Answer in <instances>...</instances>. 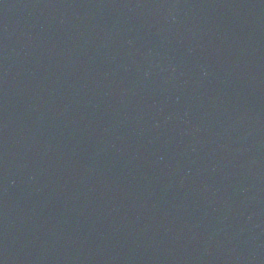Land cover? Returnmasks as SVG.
<instances>
[{
  "label": "water",
  "instance_id": "obj_1",
  "mask_svg": "<svg viewBox=\"0 0 264 264\" xmlns=\"http://www.w3.org/2000/svg\"><path fill=\"white\" fill-rule=\"evenodd\" d=\"M0 264H264V0H0Z\"/></svg>",
  "mask_w": 264,
  "mask_h": 264
}]
</instances>
